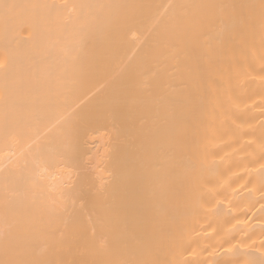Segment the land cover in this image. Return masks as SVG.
<instances>
[{
    "label": "bare ground",
    "instance_id": "6f19581e",
    "mask_svg": "<svg viewBox=\"0 0 264 264\" xmlns=\"http://www.w3.org/2000/svg\"><path fill=\"white\" fill-rule=\"evenodd\" d=\"M0 264H264V0H0Z\"/></svg>",
    "mask_w": 264,
    "mask_h": 264
}]
</instances>
